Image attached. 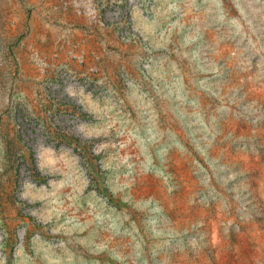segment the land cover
Segmentation results:
<instances>
[{
  "label": "rangeland",
  "instance_id": "374dc122",
  "mask_svg": "<svg viewBox=\"0 0 264 264\" xmlns=\"http://www.w3.org/2000/svg\"><path fill=\"white\" fill-rule=\"evenodd\" d=\"M0 264H264V0H0Z\"/></svg>",
  "mask_w": 264,
  "mask_h": 264
}]
</instances>
